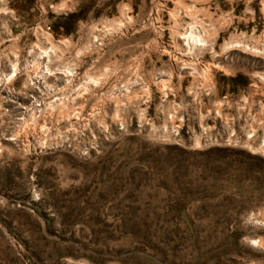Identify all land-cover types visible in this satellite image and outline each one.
I'll return each mask as SVG.
<instances>
[{
  "label": "rangeland",
  "instance_id": "rangeland-1",
  "mask_svg": "<svg viewBox=\"0 0 264 264\" xmlns=\"http://www.w3.org/2000/svg\"><path fill=\"white\" fill-rule=\"evenodd\" d=\"M0 264H264V0H0Z\"/></svg>",
  "mask_w": 264,
  "mask_h": 264
}]
</instances>
